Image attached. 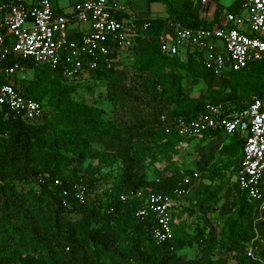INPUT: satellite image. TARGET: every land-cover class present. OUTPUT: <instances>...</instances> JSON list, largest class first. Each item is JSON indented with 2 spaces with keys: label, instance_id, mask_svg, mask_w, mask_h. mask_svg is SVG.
Instances as JSON below:
<instances>
[{
  "label": "trees",
  "instance_id": "trees-1",
  "mask_svg": "<svg viewBox=\"0 0 264 264\" xmlns=\"http://www.w3.org/2000/svg\"><path fill=\"white\" fill-rule=\"evenodd\" d=\"M148 1L166 4L167 15H137L139 23L148 27L125 52L132 61L122 76L118 67L123 51L115 44L108 62L101 58L71 79L64 74L69 67L66 60L55 67L20 60L23 73L32 76L19 77L23 73L18 72L16 83L40 104L44 115L23 120L0 111V264H175L178 253L193 246L199 256L179 264H261L247 255L253 243L257 256L264 258V219L256 204L237 183L225 199L222 195L223 172L232 169L234 176L241 161L244 137L239 131L226 135L229 141L218 151L227 161L208 168V178L219 182L206 187L202 202L217 206L223 199L219 212L229 215L217 232L202 228L190 232L180 222L173 224L170 238L157 242L153 210L147 206L141 215L144 202L129 195L143 190L174 196L177 189L188 190L189 182L183 183L176 171L156 170L153 178L147 171L148 159L154 163L157 153L183 140L176 129L179 118L194 119L210 104L224 102L240 108L264 96V59L215 79L198 51L164 53L160 36L169 20L191 28L217 23L200 18L190 0ZM14 63L9 58L4 65ZM197 79L223 84L206 96H190L184 81ZM100 84L104 97L98 98L109 108L99 99L82 101L83 92ZM219 134V130L209 131L200 140ZM94 144L102 148L98 161L107 171L102 176L80 174L77 164L90 157ZM76 183L88 188L84 203L76 198ZM105 183L102 196L95 194Z\"/></svg>",
  "mask_w": 264,
  "mask_h": 264
},
{
  "label": "built area",
  "instance_id": "built-area-1",
  "mask_svg": "<svg viewBox=\"0 0 264 264\" xmlns=\"http://www.w3.org/2000/svg\"><path fill=\"white\" fill-rule=\"evenodd\" d=\"M240 1V13L226 11L223 22L212 27L191 28L169 20L167 31L160 36L162 50L169 55L198 51L215 79L226 78L230 71L264 59V0ZM208 2L200 0V7L205 9ZM55 10L52 0H38L32 5L0 0V27L4 29L0 30V75L4 78L0 82V111L23 120H37L44 115L40 104L27 97L16 83V73L25 70L20 60L53 67L66 60L69 67L64 74L71 79L77 73L84 74L87 66L93 67L101 58L108 62L113 44L119 51H129L148 27L139 23L124 0H77L69 13ZM72 28L81 33L79 40L70 39ZM9 58L15 63L5 66ZM176 129L184 145L203 138L209 131L219 130L225 135L239 131L243 135L242 157L233 182L256 204L259 217L264 219V96L253 98L240 108L224 102L210 104L194 119L179 118ZM197 176L195 172L194 177ZM74 188L76 198L84 203L88 188L81 183ZM186 193L182 187L175 190L174 196L143 190L129 195L144 202L141 215L146 214L147 206L151 207L158 223L154 238L161 242L172 236L173 208ZM125 198L121 195L122 200ZM256 250L257 246L251 243L248 257L264 264Z\"/></svg>",
  "mask_w": 264,
  "mask_h": 264
},
{
  "label": "rangeland",
  "instance_id": "rangeland-1",
  "mask_svg": "<svg viewBox=\"0 0 264 264\" xmlns=\"http://www.w3.org/2000/svg\"><path fill=\"white\" fill-rule=\"evenodd\" d=\"M66 3L67 0H60ZM70 1V0H68ZM125 1V0H124ZM142 0H134L132 5V12L135 14L142 13V8L144 7ZM245 14V12H242ZM1 20V15H0ZM119 59L121 66L118 67L119 74L122 76L128 65L132 61V55L123 52ZM30 78L31 72H24L23 75L19 77ZM222 81L211 80L204 81L202 79H197L195 81L185 80L184 90L190 96H206L211 88H218L222 85ZM103 85H96L92 91H85L82 93V101L91 103L94 99L101 100L103 106L109 108V104L104 102L102 98H98L100 94L104 97V87ZM229 138L226 137L224 133L219 135L209 137L205 140L196 139L189 141L187 145H184L182 140L180 143L174 145L171 150L157 153L154 163L147 160L148 166L147 171L150 177L153 178L156 170L163 171L164 173L177 172L181 174L183 183L189 179V188L187 193L177 200V206L173 208V218L176 223L183 222L187 225L190 232H196L198 228H202L208 233L217 232L224 225V222L228 218V214L222 215L219 212L220 204L225 199L230 191H232L233 176L230 175L231 170L223 172V181L225 182V187L222 191L224 198L219 203V205H209L208 202H202L203 194L205 193L206 187L210 189L213 184L219 182L218 178L210 180L208 178V168L211 164L225 163L227 158L225 156L219 155L218 151L220 147L227 143ZM102 153V148L100 145L94 144L90 148V157L83 163L77 164L78 171L80 174L94 173L98 176L105 174L107 169L102 168L100 162L98 161V155ZM234 169V167H233ZM198 172V176L194 177V173ZM230 177V180H229ZM106 183L103 184L102 188L97 189L95 194L102 196L103 188ZM199 256V251L196 246L187 248L178 253V259L175 264H179L183 260L193 259Z\"/></svg>",
  "mask_w": 264,
  "mask_h": 264
},
{
  "label": "crops",
  "instance_id": "crops-1",
  "mask_svg": "<svg viewBox=\"0 0 264 264\" xmlns=\"http://www.w3.org/2000/svg\"><path fill=\"white\" fill-rule=\"evenodd\" d=\"M18 1H24L26 2L28 5H32L34 3H36L38 0H18ZM77 1V0H70L66 3L61 2L60 0H55L54 1V6L56 9L61 10V13H69L72 9L73 3ZM129 11H133L132 10V5H133V1L134 0H125ZM144 3V7L142 8V13H138L136 15H140L142 17L145 16H166L167 15V11H166V4L162 3V2H149L148 0H142ZM190 2L193 5V10L194 12L202 19L206 20L207 22H213L215 21L217 24L222 23L224 20V13L226 11H231V12H236V13H240L241 12V1L240 0H209L207 6L205 7V9L203 7H200V0H190ZM203 10H205L206 12H202ZM219 12V15H217ZM1 22V20H0ZM78 29H71V33L74 35H79L81 33L75 32Z\"/></svg>",
  "mask_w": 264,
  "mask_h": 264
}]
</instances>
